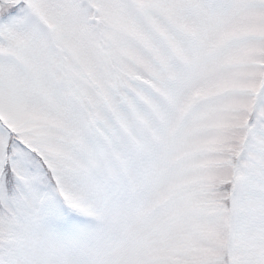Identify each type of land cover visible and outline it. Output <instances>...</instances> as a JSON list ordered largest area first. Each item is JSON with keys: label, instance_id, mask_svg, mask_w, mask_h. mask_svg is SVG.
Wrapping results in <instances>:
<instances>
[{"label": "snow or ice", "instance_id": "snow-or-ice-1", "mask_svg": "<svg viewBox=\"0 0 264 264\" xmlns=\"http://www.w3.org/2000/svg\"><path fill=\"white\" fill-rule=\"evenodd\" d=\"M0 264H264V0H0Z\"/></svg>", "mask_w": 264, "mask_h": 264}]
</instances>
